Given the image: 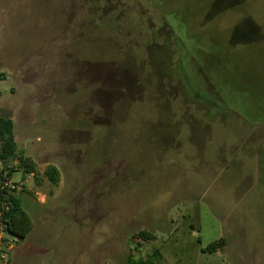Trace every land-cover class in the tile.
Here are the masks:
<instances>
[{"label":"rangeland","instance_id":"rangeland-1","mask_svg":"<svg viewBox=\"0 0 264 264\" xmlns=\"http://www.w3.org/2000/svg\"><path fill=\"white\" fill-rule=\"evenodd\" d=\"M0 116L35 166L3 264H264V0H0Z\"/></svg>","mask_w":264,"mask_h":264},{"label":"trees","instance_id":"trees-1","mask_svg":"<svg viewBox=\"0 0 264 264\" xmlns=\"http://www.w3.org/2000/svg\"><path fill=\"white\" fill-rule=\"evenodd\" d=\"M202 11V3H200ZM200 11H197L199 13ZM196 13V12H195ZM215 24H208V26L204 27V30L208 31V34L211 33L210 28H213ZM216 33L223 31L225 33V39L223 43H219L217 45H212V48L215 47L216 50L221 47L224 51H228L232 57L238 56L239 54H243L247 47H250V44L246 45L243 44L240 47L236 46V43L231 39L232 35L234 34L235 28L233 31L228 32L227 30L218 31L217 26ZM210 30V32H209ZM262 41L259 42H252V45L259 46L261 45ZM205 47L202 45H198L197 49L203 50ZM224 52L225 61L224 64H227L228 68H232L235 65L236 60L229 57V53ZM230 58V59H229ZM212 61L209 64L211 65L212 69L216 68H223L224 64L221 62ZM17 162V167L24 168L26 173H32L34 171V163L27 158L22 157V153L17 151L15 138L13 135V121L9 118H4L0 116V180H4V172L7 168L12 169L8 166L10 162ZM14 171V170H11ZM3 175V176H2ZM46 177L50 180L51 183L57 184L59 181V174L55 167L48 166L45 171ZM9 176V175H8ZM7 176V177H8ZM14 190L11 188H4L0 190V204H6L9 206V210L3 214L2 217V224H3V231L13 236L16 239V242L19 240L24 239L31 227V221L28 215L23 211L20 203V199L14 196ZM139 237L143 241H149L152 239V236L146 232L139 233ZM224 244V240L222 238L218 239L217 241L209 244L203 251L213 252L219 246ZM159 256V252H155ZM127 264H155L154 262H150L146 259H134L131 255L127 258Z\"/></svg>","mask_w":264,"mask_h":264},{"label":"built area","instance_id":"built-area-1","mask_svg":"<svg viewBox=\"0 0 264 264\" xmlns=\"http://www.w3.org/2000/svg\"><path fill=\"white\" fill-rule=\"evenodd\" d=\"M4 188H11L13 189V186H11L10 181H8L6 178L4 180H0V190H3ZM9 210V206L6 204H0V227L3 228L2 224V217L5 212ZM16 242V239H15ZM4 261V255L2 253V249L0 248V264H3Z\"/></svg>","mask_w":264,"mask_h":264},{"label":"crops","instance_id":"crops-1","mask_svg":"<svg viewBox=\"0 0 264 264\" xmlns=\"http://www.w3.org/2000/svg\"><path fill=\"white\" fill-rule=\"evenodd\" d=\"M14 135V134H13ZM15 138V137H14ZM14 164H15V162H14ZM57 170V169H56ZM35 196L37 197V199L40 201V202H44V201H42V200H40L41 198H39V196H38V194L37 193H35ZM25 198V197H24ZM25 200H30V199H28V198H25ZM20 203H22L21 202V200H20ZM21 207H22V204H21ZM3 231H2V228L0 227V241H2V245L3 246H5V245H8L7 246V248L8 249H12V245L10 244L11 242L9 241L8 243H7V238H4L3 237ZM14 242H15V240H14ZM200 252L201 253H205V252H203V249H200ZM213 252H219V248H217L215 251H213ZM220 253V252H219ZM160 258L159 259H157V261L155 262V264H166V263H164V261H163V258H162V255H160L159 256ZM177 258V257H176ZM179 261H178V258H177V260H176V262L175 263H173V264H179L178 263Z\"/></svg>","mask_w":264,"mask_h":264}]
</instances>
